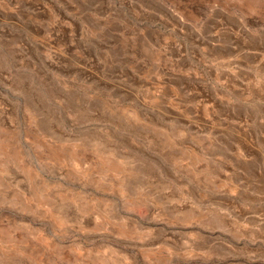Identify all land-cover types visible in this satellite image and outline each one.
I'll return each mask as SVG.
<instances>
[{"label":"rangeland","instance_id":"rangeland-1","mask_svg":"<svg viewBox=\"0 0 264 264\" xmlns=\"http://www.w3.org/2000/svg\"><path fill=\"white\" fill-rule=\"evenodd\" d=\"M0 264H264V0H0Z\"/></svg>","mask_w":264,"mask_h":264}]
</instances>
